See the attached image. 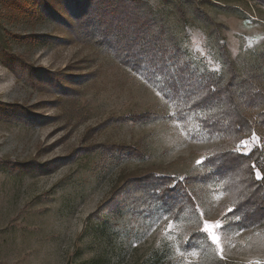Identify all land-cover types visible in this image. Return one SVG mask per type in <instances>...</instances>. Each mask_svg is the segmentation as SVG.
Listing matches in <instances>:
<instances>
[{
	"label": "rangeland",
	"instance_id": "374dc122",
	"mask_svg": "<svg viewBox=\"0 0 264 264\" xmlns=\"http://www.w3.org/2000/svg\"><path fill=\"white\" fill-rule=\"evenodd\" d=\"M71 1L0 0V264H264V223L239 229L225 184L201 179L221 148L264 149V107L246 110L242 142L208 135L87 36ZM144 2L150 33L164 29L192 69L226 79L224 46L264 93V6ZM151 175L184 181L192 202L172 216Z\"/></svg>",
	"mask_w": 264,
	"mask_h": 264
},
{
	"label": "trees",
	"instance_id": "16d2710c",
	"mask_svg": "<svg viewBox=\"0 0 264 264\" xmlns=\"http://www.w3.org/2000/svg\"><path fill=\"white\" fill-rule=\"evenodd\" d=\"M252 1L264 6V0ZM76 2L72 0L70 4ZM144 3V0H99V6L92 7L88 0H79L74 10L84 33L91 38L98 37L101 45L116 49L127 66L144 72L149 80L155 81L159 90L175 103L181 120L195 115L200 129L208 135L222 134L231 143L242 142L254 128L246 110L264 107V93L255 91L248 80L238 81L234 63L224 46L220 52L227 78L207 73L200 75L198 70L191 68L192 64L181 60L182 47L164 29L160 33H150V23L154 22L151 13L142 12ZM46 9L54 18L55 13L47 6ZM112 24L117 26L113 28ZM145 64L149 67H143ZM257 117L259 125L264 126V111ZM129 150L138 153L136 149ZM205 167L207 172L201 176L202 180L225 184L232 207L230 215L238 219L239 229L250 230L264 223L263 148L255 147L248 154L221 148L206 159ZM192 180L194 178H189L187 182L192 183ZM142 181L158 189L154 197L169 206L172 216L176 217L192 202L184 181L154 175Z\"/></svg>",
	"mask_w": 264,
	"mask_h": 264
}]
</instances>
